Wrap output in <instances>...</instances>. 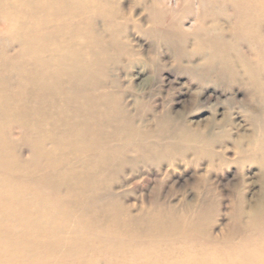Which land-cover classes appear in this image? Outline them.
Returning <instances> with one entry per match:
<instances>
[{"label": "rangeland", "instance_id": "rangeland-1", "mask_svg": "<svg viewBox=\"0 0 264 264\" xmlns=\"http://www.w3.org/2000/svg\"><path fill=\"white\" fill-rule=\"evenodd\" d=\"M218 1L197 35L164 18L177 0H0V264H264V230L255 250L228 244L238 218L264 229V0L245 5L260 46L247 39L227 73L205 42L234 49L242 3ZM94 173L100 234L79 228L73 196ZM156 218L171 228L156 247L106 241Z\"/></svg>", "mask_w": 264, "mask_h": 264}, {"label": "bare ground", "instance_id": "bare-ground-1", "mask_svg": "<svg viewBox=\"0 0 264 264\" xmlns=\"http://www.w3.org/2000/svg\"><path fill=\"white\" fill-rule=\"evenodd\" d=\"M247 1H250V0H241L242 4H240V6L237 8V10H235L234 15L231 16L230 18L227 16L229 18L228 20L234 19L236 22V26L238 27V33L236 35L237 40L235 42L234 49H231V50L229 49V43L225 37L224 38L218 37V38H216V40L213 39V40H210L208 42H205V44H208L209 46L214 48L211 60L215 61L218 59H222L221 64H224V65H221V66L219 65L220 67H216V69H219L220 71H222L224 73L229 72V69L231 68L229 65L230 61H229L228 57H230L232 52H236L238 55H240L242 57L243 61H245V62L247 61V58L245 57V55L243 54L241 49H239V46H243L247 42V39L249 41H251L250 43L252 44L253 47L258 48L260 46L259 41L257 39H255V40L249 39V36L252 32V29L254 27H258L259 26L258 22H260V21L257 19H253L251 17L250 14L253 10L248 5L245 6L247 4L246 3ZM218 2H219L218 0H177V7L175 9L167 8V10H166L167 15H165L164 18H167L166 20L171 22L169 26H171L174 29H183L182 27L186 26L185 22L189 20L188 22H190V24H191L190 26H188L189 29L195 30V33L197 35H206L207 32L205 31V29L201 28L203 26L202 24L204 21H206L208 18L211 17V15L213 14V10H214L213 4H216ZM163 3H164V0L163 1L159 0L157 7L161 8ZM61 6H62V3L60 1H56V4L54 5L53 10H52L54 15L62 16V14L59 15V13L61 11ZM155 10H157V12H156V14H157L159 9L155 8ZM40 11H41V18H42L41 21L44 24L47 22V19L44 20V16H45L44 12L45 11L43 10V8H41ZM198 11H200L199 17L196 16V13ZM182 12H183V14H182ZM178 13L181 14L180 18L177 17ZM222 13L227 15L226 9H223ZM183 15H185V16H183ZM191 16L195 17V18L193 20H190ZM55 22L57 24L55 26H58V24L60 23L59 21H55ZM66 28H68V27H66ZM63 33H65V31L60 30V32L57 35L61 36ZM260 52L264 55V49L261 50ZM74 59L75 58L73 56L68 57V55L66 53L62 54V61H64L65 64L69 68H74ZM42 61H44L43 57H42ZM207 73H211V72L209 71ZM201 78L203 79L202 76H201ZM80 85L82 87H84L85 83L81 82ZM42 92H44V90ZM59 93L60 92H58V94ZM102 93H103V91H101V89H100V92L98 93V99H100V100H101V94ZM53 112H54V110H53ZM55 113L56 112H54L53 114H55ZM95 118L98 119L97 116ZM57 129L58 128H56L54 130L55 135L58 133ZM91 130L97 131L98 134L100 135V132L97 130V127L95 125H91ZM259 147H264V140L261 141ZM111 160L109 158H107L106 163L104 164V166L101 167L100 172H102L103 175H106L107 173H109L111 171L110 169L112 168V166H114V163L116 160H113V161H111ZM88 178L89 179H87V178L85 179V183H87V184H83V185L75 184V186H73V192H74L73 196H77L79 199V201L77 202V204H79V205H78V208L75 211V213H79V216L81 217V223H80L81 225H79V228L80 227L83 228V231H88V230L92 231L93 230V233H99L100 234L103 232V222L106 221V219H104V217L106 216L105 210H106L107 205L102 203V198L100 196V193H98V192L93 193V191H90L91 184H94L95 173L89 175ZM45 184L46 183L43 182L41 185V188L43 190L47 189ZM45 203H42L41 205H42V208L44 210H47L48 207H50V204H45ZM50 208H52V207H50ZM172 216H174V218L176 217L174 214H172ZM260 220H261L260 214H255L254 216H252L251 224L248 227H244V229H243V227L238 223V221L240 222V218H238V221L236 220V224H235L234 230L232 232L231 240L228 244L231 247H233L234 249L243 248L245 246H246V248L249 246H252V247H254V250H255L257 247V244H256L257 238L253 237V235L255 233H252V232L255 230H258L257 232L261 233V231L264 230V229H262V227H260V225H261ZM164 222L157 220V218L155 220H153L151 223L142 221V225H136L137 236H136V238H134L135 237V235H134L133 240H131V239L129 240L130 237L128 239H126L127 237L124 235H122L121 237L120 236L106 235L108 238L106 241H108L109 244H113V245H116L117 242H122V241H124L125 243H129V241H130L131 244L144 243L145 242L150 247H156L158 242H157V240L154 239V237L157 238L158 235L168 236L171 233V228L169 226H166ZM96 223H98V224L94 225ZM12 227L15 230H17L21 226L13 225ZM133 230H135V229H133ZM128 232H129V230H128ZM127 235H128V233H127ZM130 235L132 237V233ZM239 236L243 237L244 239H242L241 241H237ZM114 237H115V239H114ZM123 237H125V238H123ZM1 238L5 239V236H2ZM147 238H151V239L149 241H147L146 240ZM2 239H0V240H2ZM22 241L19 240L17 243H19V242L21 243ZM29 247H30L29 244L27 246L25 244V245H23V247L22 246L19 247L18 250L27 253ZM0 251H1V249H0ZM236 258H237V255H236ZM240 259H242L244 261L243 258H240Z\"/></svg>", "mask_w": 264, "mask_h": 264}]
</instances>
